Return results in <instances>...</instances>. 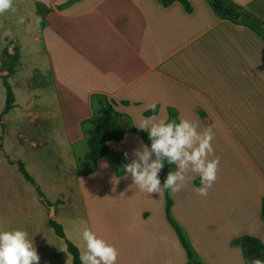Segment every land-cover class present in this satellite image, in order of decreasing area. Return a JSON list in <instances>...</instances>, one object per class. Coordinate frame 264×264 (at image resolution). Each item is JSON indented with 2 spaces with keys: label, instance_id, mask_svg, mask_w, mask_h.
<instances>
[{
  "label": "crops",
  "instance_id": "crops-1",
  "mask_svg": "<svg viewBox=\"0 0 264 264\" xmlns=\"http://www.w3.org/2000/svg\"><path fill=\"white\" fill-rule=\"evenodd\" d=\"M22 1V8L19 0H13L15 11L0 15V55L9 51L15 57L22 47L19 34H32L31 42L39 43L46 53L48 95L65 96V109L79 115L69 124L62 109L36 107L32 98L23 107L27 114L13 117L9 115L12 105L3 109L0 231H27L40 264H71L64 240L80 255L85 227L117 249V264H185L186 257L164 213L152 218L142 204L136 215L131 178L112 165V159L125 158V153L128 160L132 158L133 150L143 143L139 136L129 132L117 142H107V155L89 165L88 173L79 172L77 162L84 160L85 141L91 134L86 133L85 122L92 116L91 98L100 95L135 129L136 122L147 118L143 112L150 105H155V114L148 117L156 120H166L167 112H172L177 122H197L201 131L212 127L214 156L220 158V165L208 196L223 197L221 221L207 222L211 229L194 235L174 213V202L171 216L194 257L206 264H247L236 241L245 235L264 246L260 217L264 156L258 140L256 148L245 149L244 142L253 141H244L238 129L242 130L240 118L245 109H264V42L251 31L217 18L206 0H185L189 11L178 2L162 6L156 0ZM230 1L264 22V0ZM3 73L6 75L1 76ZM10 74L1 72L0 82L9 83ZM23 127L27 136L22 141L30 148L57 145L54 162L42 160L35 152L23 157L19 145H12L8 131L21 137ZM78 141L85 146L75 160L71 145ZM230 160L237 161L244 174H233ZM16 161L22 163L34 185L23 179ZM237 181L242 186V200H228L226 192ZM187 185L197 196L199 176ZM140 194L143 203V192ZM159 196L163 199V192ZM49 220L61 227L63 239L55 236ZM216 224L222 228L230 225L222 249L204 251V235L216 238L217 231L211 232Z\"/></svg>",
  "mask_w": 264,
  "mask_h": 264
},
{
  "label": "rangeland",
  "instance_id": "rangeland-1",
  "mask_svg": "<svg viewBox=\"0 0 264 264\" xmlns=\"http://www.w3.org/2000/svg\"><path fill=\"white\" fill-rule=\"evenodd\" d=\"M19 2H20V8H22L24 2L22 0H19ZM19 35H20L19 36L20 45L22 47L21 49H19V52L18 50H16V53L18 52L16 56L12 57V53L9 51L7 52L3 51L2 56L0 55V74L3 71L11 72L9 83L0 82V118H2V115L5 114L3 113V109L5 107V99L7 94L6 87L9 86L7 87V89L10 92L9 88L10 87L12 88V92L15 98L13 101L11 96L12 109L9 112L10 113L9 115L15 117L22 114H27L26 113L27 110H24L23 107L27 105L28 101L32 98V99H36V104L34 105L36 107L44 108V107H48L49 105L52 106L56 105L58 109L63 110V115L65 120H67L69 124H72L71 122H73L76 116L79 114L65 109L66 107L65 96H62L61 98L58 96L57 97L49 96L47 93V87L45 86V72H44L46 66L45 50H43V48L40 46L39 43L31 42L30 38L32 34L20 33ZM36 35L39 38H42V34H36ZM9 36H11V34H9ZM5 75L6 74L3 73L1 76H5ZM50 92L54 93L52 89H50ZM101 97L102 96L100 95L92 96L91 98L92 115L95 114L96 111L101 106V103L99 101ZM172 119H176L174 113L167 112L166 120H172ZM240 122L242 124L240 126L242 130L238 129V135L241 134L244 141H248V140L253 141L252 143L244 142L245 149L256 148V142L258 140L261 149L260 154L261 156H264V109L260 108L259 112H256L255 110L254 112L251 111L248 112L247 109H245V113L243 114L242 118H240ZM86 126H85L87 128L86 133H92L93 126L88 123ZM23 129L24 130L23 133H21V137H18L17 134L14 133V130L8 131L9 132L8 139L11 140V143L14 147H16V145L17 146L19 145V147L22 149L21 155L23 157H26V155L30 156L33 154L32 152H35L45 157V158L42 157L41 158L42 160L46 159L48 161L54 162L53 157H54V152L55 153L57 152V145L53 142L51 145L44 143L37 146L35 149L30 148L27 143H24L22 141L23 138H26L27 136V130H25L26 128L23 127ZM125 133H129V132H124V134ZM143 144L145 143L143 142ZM82 146L83 147L85 146L84 143L82 144L79 141L71 145L75 160L80 159V151ZM111 162L113 167L122 169L123 165L128 163L129 160L122 157H118L112 159ZM77 166L79 172L81 173L88 171L90 168L88 164L84 163V160L82 162L78 161ZM241 167L242 166H240V164L237 161L234 160L229 161V170L233 172V174L243 173L241 172L242 170ZM262 169L263 168L261 166V170ZM168 171L169 170L166 169L164 171V175L160 174L159 178L161 180V183H163L164 179L166 178ZM233 178L235 177L233 176ZM241 190H242V186L240 182L237 181L232 187H230L227 190L226 197H228V200L240 201L242 200V196H243ZM192 192L193 190H189L188 185H186V187L181 192L178 193V196L177 193L174 194L170 190L165 189L163 191V199L160 198L159 196L160 194L159 195L148 194L146 192H143V203L140 201L139 198V196L141 195L140 194L141 191L139 189L135 188L132 190L131 193L133 195V199H132L133 204L135 208H137L135 209L136 215L138 210L140 209V207H142L143 204V211L145 210L148 211L149 214H151L152 218L159 217L160 213H164L165 196H166L167 199L169 200V215L172 221L176 225H178L177 224L178 222L175 220V218L171 216L173 213V209L171 208L170 205L172 204V202H174L176 204L174 213L178 216L179 220L183 222V224H185L187 227H191L192 228L191 232H193L194 235H199L200 234L199 230L208 232L209 229H211L210 228L211 226L209 224H212L214 219H217L216 221L218 222L221 221L219 217L223 214L224 209L223 210L221 209L222 206L220 208V203H225V202H223L224 201L223 197H220L219 195H217V199L213 196H207L205 198V197H200L198 195L195 196V194H193ZM162 201H163V207H162ZM48 214L50 215L49 208H48ZM207 222L209 224H207ZM168 226L172 228L170 224H168ZM229 227H230L229 224L228 225L225 224L223 228L220 226V224H216L211 231V232L217 231L216 238L215 236L211 238L209 235L205 234L204 239L202 240L204 243L201 244V247L204 249V251L207 250L215 251V249L221 250L222 249L221 243L224 240L226 232L229 231L228 229ZM204 228L208 229V231L204 230ZM194 244L197 245L196 242H194ZM179 245L181 250H183L184 256L186 257L184 249L182 248L180 243ZM192 258L195 261L200 262L201 264H206L205 262H203L204 260H202L201 258L194 257L193 255ZM247 260H251V259L248 258Z\"/></svg>",
  "mask_w": 264,
  "mask_h": 264
},
{
  "label": "clouds",
  "instance_id": "clouds-1",
  "mask_svg": "<svg viewBox=\"0 0 264 264\" xmlns=\"http://www.w3.org/2000/svg\"><path fill=\"white\" fill-rule=\"evenodd\" d=\"M9 11H15L13 0H0V15ZM149 107L155 109V105ZM134 125L138 131L147 132L150 144L141 143L133 150L129 162L123 165L125 177L130 176L132 181L130 187L148 194L159 195L165 189L175 194L199 176L201 186L195 192L200 197L208 196L220 165V158L214 156L212 127L201 131L197 122L188 119L177 122L176 119L156 120L154 117L143 118ZM125 158L128 159L127 153ZM165 164L174 165L175 169L169 170L161 183L159 177ZM82 240L80 264H117V249L87 227L82 232ZM0 264H40V256L27 231H0ZM247 264H264V260L253 258Z\"/></svg>",
  "mask_w": 264,
  "mask_h": 264
},
{
  "label": "trees",
  "instance_id": "trees-1",
  "mask_svg": "<svg viewBox=\"0 0 264 264\" xmlns=\"http://www.w3.org/2000/svg\"><path fill=\"white\" fill-rule=\"evenodd\" d=\"M162 6H167L172 2H178L184 8V10L189 11V6L185 0H156ZM209 8L215 14V16L221 20L235 24L243 29L249 30L254 33L262 42H264V22L258 17L243 9L242 7L236 5L230 0H206ZM241 17V21L237 22V17ZM5 107L6 111L11 105V94L7 89ZM101 106L93 114L86 123H89L93 126V132L86 139V152L84 154V163L91 165L94 164L97 160L105 157L108 153L107 142H117L119 141L124 132L133 133L141 138L145 144H150L148 136L146 133L140 132L135 129L132 125L128 124L125 116L117 113L113 110L111 103H109L105 97L100 98ZM123 104L126 105L124 102ZM155 114V109H149L143 112V116H152ZM169 115V114H168ZM18 172L21 174L24 180L34 185L32 179L29 177L25 171L21 162H15ZM174 170L173 165L165 164L164 169L161 172V175H164V171ZM90 170V169H89ZM83 172L88 173L89 172ZM45 205L48 204L45 202ZM164 216L168 224L171 225L179 243L186 254V263L185 264H201L198 261H195L192 258V253L189 250L185 238L181 229L172 221L169 215V200L165 196V208ZM260 217L264 223V201L260 205ZM49 227L52 229L55 236L63 239V233L61 227L53 222L52 220L48 221ZM65 248L67 253L71 257V264H80L79 254L77 249L68 241L64 240ZM236 243L242 248L243 254L246 259L250 258H259L264 260V246L255 238L249 236H241ZM247 260V262L251 261Z\"/></svg>",
  "mask_w": 264,
  "mask_h": 264
},
{
  "label": "water",
  "instance_id": "water-1",
  "mask_svg": "<svg viewBox=\"0 0 264 264\" xmlns=\"http://www.w3.org/2000/svg\"><path fill=\"white\" fill-rule=\"evenodd\" d=\"M237 22H240L241 21V17L238 16L237 19H236ZM49 210H50V216L52 215V210H51V207H48Z\"/></svg>",
  "mask_w": 264,
  "mask_h": 264
}]
</instances>
